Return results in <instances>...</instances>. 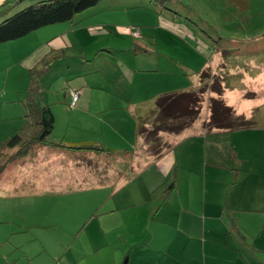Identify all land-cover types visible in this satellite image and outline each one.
Wrapping results in <instances>:
<instances>
[{
	"label": "crops",
	"instance_id": "crops-1",
	"mask_svg": "<svg viewBox=\"0 0 264 264\" xmlns=\"http://www.w3.org/2000/svg\"><path fill=\"white\" fill-rule=\"evenodd\" d=\"M19 1L0 0V8ZM57 28L63 37L66 30ZM71 52L75 51L62 45L58 53ZM47 53L34 52L38 63L31 67L43 63L45 71L49 69ZM238 60L249 63L238 68L241 79L251 76L262 62L261 56ZM214 62L215 66L210 64L217 69L221 54L215 53ZM206 68L208 64L200 70ZM76 69L64 76L83 71ZM135 70L137 64L133 70L124 69L131 81ZM260 76L264 79V69ZM92 84L86 81L81 90L76 88L80 96L73 108L66 107L67 128L62 135L68 141L94 140L113 150H126L122 157L116 150L109 155L117 156L124 166L105 163L102 168L96 157L104 156L100 153L51 148L67 156L70 168L83 174L86 183L81 184L65 172L69 184H75L73 190L88 189L90 180L96 191L105 189L91 202L50 204L43 193L19 196L13 194L16 186L2 192L5 185L0 184V240L14 258L10 264H264V127L191 134L160 156L145 160L136 149L135 114L140 101L120 90L115 94L102 90L100 99ZM229 89L223 87L228 93L222 95H232L234 89ZM68 98L64 90L63 99ZM79 117L88 122L85 130L70 132L69 127L80 124ZM35 151L26 157H33ZM86 161L90 164L81 165ZM47 163L51 169L42 171L43 184H50L66 164L51 159ZM13 169L3 179L17 171ZM171 181L174 187L165 192ZM55 219L66 224V230L50 233L46 228Z\"/></svg>",
	"mask_w": 264,
	"mask_h": 264
},
{
	"label": "rangeland",
	"instance_id": "rangeland-1",
	"mask_svg": "<svg viewBox=\"0 0 264 264\" xmlns=\"http://www.w3.org/2000/svg\"><path fill=\"white\" fill-rule=\"evenodd\" d=\"M27 1L24 0L22 4L25 5ZM20 5L16 7H21ZM7 8L6 5L0 8V17ZM16 10L19 9L8 10L0 21ZM72 20L71 25L68 23L71 21L54 23L19 39L0 42V142L22 125L23 100L27 95L25 89L29 81L28 70L35 63L34 52L35 55L48 52L50 61V67L40 81L37 95V104L50 105L54 115L49 141L69 142L62 134L67 128L66 107L69 109L74 106H70V96L63 99L64 90H81L87 81L94 83L91 89H98L94 92L100 94V99L104 93L102 90L114 94L120 90L127 96L137 97L140 101L136 104L138 109L146 110L153 107V99L158 94L193 88L198 82L196 74L201 64L212 57L211 62L215 66V53L225 54L223 58L226 59L228 68L225 66L224 70L219 65L215 69L209 64L210 70L202 74V84L208 89L214 78L227 82L231 86L229 90H234L232 95H221L224 103L231 106L236 116H243L248 120L250 127H264V79L260 76L264 69V0H100L76 13ZM57 26L66 30L63 37L62 30ZM62 45L75 52L61 55L58 52ZM137 46L146 48V52H135L134 47ZM255 47L261 51L254 52ZM81 53H85L84 56ZM259 56L262 62L255 72L241 79L238 68L249 66V63L245 64L238 59L245 58L249 61L252 57ZM135 64L137 70L133 72L135 76L131 81L125 76L124 69L133 70ZM207 64L208 62L204 63ZM76 67L83 71L76 72L71 77L64 76V73L68 74L71 70L77 71ZM220 68L223 72H218ZM220 89L222 94L228 93L224 92L223 86ZM241 91L246 92L245 96L238 94ZM202 94L199 115L194 120L200 127L192 123L200 130L204 119H209L210 96H214L209 90ZM77 122L80 124L68 128L70 132L85 130L84 125L88 122H81V117ZM164 134L165 132H159V139L154 143H149L146 136L140 137L136 146L138 145L141 154L151 147L155 150L165 147L171 137L166 136L168 133ZM132 147L127 149L131 150ZM50 150L52 149L45 145L37 149L33 157H22L10 163L8 167L11 168L5 172L14 171L13 167L17 171L13 175L9 173L4 179L3 176L0 178V184L5 185L1 187L2 192L16 186L13 194L40 196L43 193L50 204L77 200L91 202L97 192L105 194V189L96 191L91 180L87 182L90 183L88 189L73 190L75 184H69L67 175L72 174L83 184L86 183L83 174L81 176L70 168L67 156ZM125 151L116 150L120 157ZM11 152L5 150L2 155H9ZM1 157L3 160L4 157ZM96 157L102 168L105 163H115L116 167L124 166V163L117 161V156ZM49 159L66 164L57 177L51 178L50 184H43L42 171L51 169L47 163ZM48 225L46 229L50 233L67 228L66 224L57 219L50 221ZM8 251V245L0 240V255L4 253V264H10L14 259Z\"/></svg>",
	"mask_w": 264,
	"mask_h": 264
},
{
	"label": "trees",
	"instance_id": "trees-1",
	"mask_svg": "<svg viewBox=\"0 0 264 264\" xmlns=\"http://www.w3.org/2000/svg\"><path fill=\"white\" fill-rule=\"evenodd\" d=\"M34 1L35 0H28L27 3L23 5L22 2H24V0H20L15 5H11L3 11L5 15L8 10L13 8L19 9L1 19L0 42L18 39L49 24L72 21L76 13L95 5L100 0ZM17 5L21 7H16ZM134 48L136 49L135 52L140 50L146 52L147 50L141 46ZM224 55L221 54L222 62L220 65L223 69L226 66L227 69L228 65L225 63L226 59L223 58ZM211 60L212 57L209 60H205L201 64V67L205 62H208L209 65ZM44 65L45 64L42 63L41 66L31 67L28 70L29 81L25 89L27 95L23 100L24 113L21 116L22 125L17 131L11 133L10 136L0 142V178L2 176L4 177L5 170L10 168L8 167L10 163L31 155L33 151L45 145L50 148L65 149L67 151L79 152L82 154L83 152L84 154H86V152H92L109 156L115 153L113 149L97 143L94 140L69 141L66 143L48 140L54 123V115L48 105H38L35 98L40 77L45 71ZM140 69L143 71L142 68ZM200 69H198L196 74L198 82L193 85V88L158 94L153 99V107H149L146 110L137 108L135 119L138 143L142 136H146L149 143H154L156 139H159V132L168 133L166 136L171 137L169 141L166 140L167 145L160 149L155 150L151 147L146 153L141 154L140 149L137 148L143 159L148 160L160 156L162 153L173 148L183 138L191 134L218 133L244 129L251 126L250 123H247L248 120L243 116H236L231 106L224 103L223 97H221L222 89H220V87L230 88L231 86L227 85V82L223 83V80L220 81L214 78L212 82L213 85L211 84L207 89V87L202 84V74L210 69ZM72 89L69 90L70 102L72 99L70 94ZM205 90H209L214 96H210L212 98H210L209 102V119L206 121L203 118L205 122L202 123V128L200 130L192 123L194 122L196 125H199L198 122L194 120L199 115V109L202 104L201 97ZM5 150H11L12 152L9 155H2ZM90 155L92 154L90 153ZM1 156L4 157L3 160ZM89 164L90 162L86 161L81 165ZM173 187L174 181H171L165 186L164 191L167 192Z\"/></svg>",
	"mask_w": 264,
	"mask_h": 264
},
{
	"label": "built area",
	"instance_id": "built-area-1",
	"mask_svg": "<svg viewBox=\"0 0 264 264\" xmlns=\"http://www.w3.org/2000/svg\"><path fill=\"white\" fill-rule=\"evenodd\" d=\"M70 94H71V97H72L71 102H70V106H74L76 104L77 100H78L79 92L76 89H72Z\"/></svg>",
	"mask_w": 264,
	"mask_h": 264
},
{
	"label": "clouds",
	"instance_id": "clouds-1",
	"mask_svg": "<svg viewBox=\"0 0 264 264\" xmlns=\"http://www.w3.org/2000/svg\"><path fill=\"white\" fill-rule=\"evenodd\" d=\"M77 90V89H76ZM80 95V94H79ZM75 106V105H74Z\"/></svg>",
	"mask_w": 264,
	"mask_h": 264
},
{
	"label": "water",
	"instance_id": "water-1",
	"mask_svg": "<svg viewBox=\"0 0 264 264\" xmlns=\"http://www.w3.org/2000/svg\"><path fill=\"white\" fill-rule=\"evenodd\" d=\"M123 264H125V262Z\"/></svg>",
	"mask_w": 264,
	"mask_h": 264
}]
</instances>
